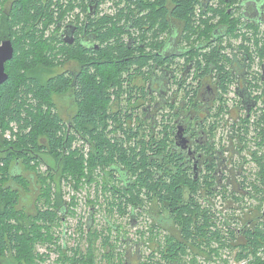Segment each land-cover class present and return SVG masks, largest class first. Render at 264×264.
<instances>
[{"label": "trees", "instance_id": "trees-1", "mask_svg": "<svg viewBox=\"0 0 264 264\" xmlns=\"http://www.w3.org/2000/svg\"><path fill=\"white\" fill-rule=\"evenodd\" d=\"M199 1L131 0L123 8L126 1L120 0L118 17L98 18L94 15L103 0H0L8 4V13L2 10L0 14V42L8 38L16 46L13 58L7 62L8 79L0 85V264H38L39 259H45L37 245L53 241V230L65 224L67 213L73 212L77 196L72 195V186L80 193L85 184L95 186L98 204L106 202L108 211L122 215L138 212L153 221L148 230L149 238L156 241L153 256L156 251L161 255L156 264H163L161 259L169 264H205L198 260V254L214 260L227 247L235 246L239 248L236 260L264 264V152L260 155L264 139L260 138V121L257 125V121L244 118L236 131L246 134L250 122L255 126L249 162L245 159L250 168L243 169L240 181H229L231 177L225 175L221 182L209 161L200 174V169L194 171L186 158L181 165V158L170 148L174 144L175 116L163 111L161 124L157 126L155 120L147 126L149 121L133 112L131 106L134 92L139 93V89L126 87L132 79L123 77L132 68L142 72L150 62L153 70L155 64L166 63L169 70L175 63L183 65V71L192 68L189 60L200 52L196 53V42H208L215 26L220 31L230 21L221 9L217 25L206 23L194 28ZM75 7H81L87 18L81 19L73 11ZM67 14L75 16L71 21L77 28L73 43L66 42L59 33ZM132 25L140 29L139 36L145 37L151 56L141 44L128 41ZM52 26L57 29L54 40L60 46L40 41ZM165 30H169L170 37L164 50L174 45L172 53L166 51L172 54L168 56L157 52L163 42L156 38ZM185 30L187 34L183 35ZM81 33L87 35V44L82 42ZM96 41H101L100 48ZM184 41L187 45L182 44ZM188 45L192 48L187 50ZM180 49L182 54L178 55ZM256 49L259 55L260 46ZM150 57L154 61H149ZM179 57H185V62ZM199 60L203 63H198L197 68L208 73L210 66L219 62L220 70L225 71L228 58L217 47ZM70 62L76 67L65 72L57 70L59 65ZM42 69L53 75L43 80ZM174 83L175 90H179L173 94L176 98L191 96L186 81L176 79ZM54 95H69L74 111L68 119L60 113ZM126 95L128 101L124 102ZM169 100L171 110L175 109ZM8 131L10 137L6 135ZM45 155L57 164L53 165ZM237 167L238 164L236 170ZM104 173L109 176L105 178ZM68 185L72 203L67 202L64 192ZM248 198H260L263 209L259 204L251 205L244 210L246 214L233 215V203L245 209L243 203ZM218 204H224L225 211ZM30 205L34 213L26 209ZM253 212L254 217L243 225L234 223H243V218ZM93 221L91 217L87 222L89 235L102 234L103 230H91ZM139 232L147 234L145 229ZM163 232L164 243L160 238ZM239 237L242 240L234 243ZM58 250L65 258L64 248L59 245Z\"/></svg>", "mask_w": 264, "mask_h": 264}, {"label": "flooded vegetation", "instance_id": "flooded-vegetation-1", "mask_svg": "<svg viewBox=\"0 0 264 264\" xmlns=\"http://www.w3.org/2000/svg\"><path fill=\"white\" fill-rule=\"evenodd\" d=\"M124 1L126 3L123 5V8H126L129 5L128 2L131 0ZM6 5H3V10L8 13V6ZM221 9L227 13L230 21L224 24L220 31L218 30L219 27L215 26L208 42H196V53L199 50L200 52L195 58H190L189 65L192 68L183 71V65L175 63L172 65L173 68L169 70L166 68V63L165 66L164 64H155V69L153 70L151 68L153 63L150 62L145 66L146 68L142 71L143 73H137V69L132 68L130 70L131 73L123 74V77L126 79L130 78L129 80L132 79V84L130 82L131 85H128L127 82L126 87L131 86L136 90L138 87L139 89V93L136 90L134 92L131 106L133 112L140 116H145V119L149 121L147 126H150V123L155 120L158 126L160 123V114L163 111L167 114L170 113V116H175L176 128L172 132L174 144L170 148L181 158V165L184 163L183 159L186 158V160H190L194 165V171L197 168L200 169V174L206 170L205 164L209 161L214 167L213 174L220 176L221 182L225 181V175L231 177L228 179L229 181H240L243 169H246V164H248L245 159L249 162V146L252 144V137H249V132L251 131L246 129V134L245 132H236L235 134L227 136V138H221L216 136L215 124L219 120L222 121L223 127H225L226 121L222 117L224 113L226 115L236 113L240 121L243 120V116L250 118L257 113H264V0H200L196 4L193 17L194 24L192 22L193 27H204L206 23L209 25H217L221 19ZM0 14L2 13L0 12ZM182 27H184V24ZM182 27L181 32L183 30ZM128 30L131 32V37L128 38V41L131 40L134 45L141 44L142 47H145L146 51H150L148 53L151 56L152 49L150 46L146 47L145 37L142 35L139 36L141 33L140 29L132 25ZM81 34L82 42L87 44L89 42L87 35L84 33ZM185 34H187L186 30L183 31V35ZM169 37V30H165L156 38V41L163 42L159 45L160 49H156L159 55H172L169 53H172L171 51L174 50V45H167L166 50H164ZM6 39L8 38L3 39L0 43ZM150 39L153 42V36ZM257 43L260 46L259 55L256 49L258 47ZM182 44L187 45V42L184 41ZM97 45L100 48L99 44ZM159 46L156 47L158 48ZM13 47L15 51L16 46L13 45ZM217 47L228 58L225 69L227 75H224V70H220L221 62L217 65L213 63L208 73H205L196 66L200 62L203 63V60L197 61L198 59H203V54H209L212 50L217 49ZM190 48L192 47L188 45L187 50ZM166 51L170 52L167 53ZM178 53V55L182 54V50L180 49ZM187 56L190 55L188 54ZM178 59L181 62H185V57H179ZM8 61L5 63L6 72ZM149 61H154V59L150 57ZM200 68L202 67L200 66ZM69 70L71 68L63 69L62 72ZM195 72L197 74L194 75ZM190 74H193L194 77H190ZM176 79L187 82L188 89L192 91L191 101L189 100L190 95L187 97L183 95L182 98L181 96H177L176 98L173 95L176 91L179 92L178 88L175 90V86L173 85L176 84L174 83ZM143 88H145L144 93L141 92ZM169 98L172 104H175V109L173 110H171ZM127 101L128 96L124 102ZM172 112L173 114H171ZM67 114V117L71 115V113ZM251 125L252 123L248 124V126ZM14 126L12 123L11 127ZM239 127H241V123ZM180 130L182 136L178 138L177 142V133ZM241 135L244 136L243 139ZM260 138L262 140L264 139L263 119L260 121ZM236 164H238L237 170L235 169ZM234 172L236 173V177L234 176ZM219 187L221 185L217 186V188ZM104 199L102 195L101 200L104 201ZM104 205L105 203L103 202L102 207ZM125 215L129 216L131 224L136 223L135 226L141 224L142 220H144L143 216L138 214V212L131 211ZM146 215L148 214L146 213ZM109 221L106 226H109ZM94 223L95 221H93ZM93 227L94 225L91 226V230H93ZM102 230L104 232L100 235H89V228H87V232L85 231L84 234L80 235V238L85 236L86 246L84 249H82V242L78 241L75 243L77 239L71 238L72 245L69 246L65 238L66 234L62 237L55 234L54 238L58 237V240L53 238V241L44 243L46 249L42 253L45 254V259H39L38 264H45L49 260L48 263L55 261V264H63L64 262L65 264L157 263L156 261L159 258L153 256L155 246L151 244V247H153L151 248L152 251L146 256L142 250L144 245L147 246L149 244L151 240L149 238L150 235L143 234L138 230L140 235H137L136 239H132V237H126L124 234L113 235L107 229ZM140 231H143V228ZM122 242L126 243L124 247H122ZM59 245L64 248L63 252L67 254L63 258L64 260L61 258L62 250H58ZM51 247L53 248L51 249ZM98 247H101L102 250L100 251L99 249L98 251ZM38 251L40 252V250ZM52 254H55L57 257L53 261L50 259ZM156 254L161 256L158 251L155 252ZM144 256L146 260L143 259ZM161 260L163 264H169L165 259ZM241 263L244 264V262Z\"/></svg>", "mask_w": 264, "mask_h": 264}, {"label": "rangeland", "instance_id": "rangeland-1", "mask_svg": "<svg viewBox=\"0 0 264 264\" xmlns=\"http://www.w3.org/2000/svg\"><path fill=\"white\" fill-rule=\"evenodd\" d=\"M119 4H120V0H103V2L101 3V7H100L99 12L96 15H94V16H97L99 18V17L105 16V15H109L111 17H115L116 18V17H118V14H119ZM0 5H1L0 12H1L3 10V5L4 4L0 3ZM6 6H8V4ZM73 11L75 13H77L79 15V17H81V19H86L87 18V13H85L81 7H75V9ZM71 19H74V17H71L70 19L67 18L66 21H68V20L73 21ZM50 29H51V31H49L48 33L44 34L43 36L41 35V40L40 41H53L52 43H53L54 46L55 45L56 46H60L59 41L58 40H54V33L57 32V29H53V26ZM61 32H62V30L60 29L59 33L61 34ZM95 44H96V46H98L97 44L101 45V41H96ZM50 53L51 52L49 51L48 54L50 55ZM58 56L60 57L61 55H58ZM76 65L77 64L74 63V62H70V63H68V64H66L64 66L59 65L57 70L63 71V69H66V68H75ZM52 75H53V73L50 70H45V69L41 70V76H42L43 80H47ZM68 96L69 95H66L64 97L56 96V95L53 96V99L58 104L60 113L63 115L64 118L66 117L67 119H68V117H67L68 114L67 113L70 114V113H73V111H74V108H72L71 101H70ZM222 117L224 118V121H226V125H225V127H223L222 121L218 120V123L215 124L216 125L215 126L216 134H217L216 136H219L221 138H227V136L236 133V131L239 129V124H240L241 121L239 120V116L236 113L223 115ZM244 118H246V117L243 116V119ZM246 119L248 121L251 119V122L257 121V125H258L259 124L258 121H261V119H263V121H264V113L260 112V113H257L255 115H252L250 118H246ZM247 129H248V131H251V132H249V137H252L255 134V132L253 131L255 129V126L254 125L248 126ZM216 139H217V137H216ZM263 152H264V150L262 149L260 151V155ZM45 157L50 159V157L48 155H45ZM48 161H50L53 165L57 164L53 160V158H51ZM42 167L45 168V165L42 166ZM246 168L248 170L250 168V165L246 164ZM252 169H254V166H253ZM27 172L29 173V171H27ZM250 173H252V172H250ZM108 176L109 175L106 174L105 178H107ZM249 176L253 178L252 175H249ZM68 180L71 181L72 184L74 183L72 176H69ZM70 188L71 187H69V185L68 186H64V192H65V195H66L67 202L72 203L71 202L72 195H76L78 197V198L76 197L75 204L72 205V209L71 210L73 212L67 213V215L65 217V224L60 225V226L56 227L53 230L54 234L60 235L61 237L66 234L65 238L67 239V244L69 246L72 245L71 244V242H72L71 238H73V239H77V241H75V243H77L78 241L82 242V244H83V248L82 249L85 248V246H86L85 236L80 238L81 231L79 230V225L82 223L81 225H82L83 230L87 231V228H88L87 222L91 219V217L95 221V223L93 224L94 225L93 230H96V229L102 230V229H106L107 228V231H110L112 229L111 230V234H113V235H118V234L123 235L124 234V235H126V237H132V239H136L137 235L138 236L140 235L138 230H141L143 228V229L146 230L147 234L150 235L149 230H148V226L151 223H153L152 220L144 218V220H142L141 224L135 226L136 223H134V224L130 223V219H129L128 215H122L121 213H119L117 211H115L113 213L108 211V209L106 208V205H104V207H102L100 204H98V202H97L98 199H97L95 191H94L95 186H93V185L89 186V184H85V185L82 186V190L80 191V193H77L75 188L72 186V190H70V191H72L74 193V194H72V192H70L72 195L68 192V190ZM33 191H35V190H33ZM31 198H33V199L35 198V194L33 192L31 193ZM258 204H259V206H261L260 198L259 199L258 198H252V199L248 198V199L244 200V203H243V205H245V209H240L238 203H233V205H232L230 210L233 211V215L237 216L236 213H238V215L246 214L244 212V210L248 211V209H249V207L251 205L256 206ZM218 205L222 206L220 208L221 211H225V207L226 206L224 204H222V205L218 204ZM263 205H264V203H263ZM26 209H28V212H30V213H34L35 212L32 205L26 207ZM262 209H263V207H262ZM229 212L231 213V211H229ZM255 213L256 212H253L251 215H246L243 218V223H241V224L238 223V222H234V223H236L239 226H241V225L244 224V222L247 219L253 218ZM233 215H232V218L234 217ZM241 216H243V215H241ZM233 219H235V218H233ZM108 220H110L109 221V226H106ZM160 238L163 239V243H164V232H163V234L161 235ZM241 240H242V237H239L236 241H234V243L235 242H239ZM125 244H126L125 242L124 243L122 242V247H124ZM151 244L153 246H156L155 240H154V242H152V240H150L149 244L147 246L144 245L142 247V250H143V253H144L145 256L150 251H152L151 248H153V247H151L152 246ZM213 244L217 245V242H213ZM45 249L46 248H45L44 244H38L37 245V250L43 251ZM99 249H100V251L102 250L101 247H98V251H99ZM226 249H227V251L224 252V250H223L222 251L223 253L217 259L215 258L214 260H208L206 258V255L198 254V260L201 263H205V264H225V260L227 259L228 264H242L240 261L236 260V258H235L237 250L239 249L238 247L235 246L232 249H231V247H227ZM57 253L59 254V252H57ZM69 253H71V252H69ZM145 256L143 257L144 260H146ZM156 256L158 258L160 257L158 254ZM56 258L57 257L55 256V254H52V257L50 259L53 261ZM48 262L45 263V264H55V261L51 262V263H48Z\"/></svg>", "mask_w": 264, "mask_h": 264}, {"label": "water", "instance_id": "water-1", "mask_svg": "<svg viewBox=\"0 0 264 264\" xmlns=\"http://www.w3.org/2000/svg\"><path fill=\"white\" fill-rule=\"evenodd\" d=\"M75 25H69L62 33V37L68 43H73L75 40L74 33L76 30ZM14 55V47L12 40L6 39L2 43H0V85L4 83L8 79V74L5 70L6 61L13 58ZM177 142L178 138H181V130L177 133ZM180 143V142H179Z\"/></svg>", "mask_w": 264, "mask_h": 264}, {"label": "built area", "instance_id": "built-area-1", "mask_svg": "<svg viewBox=\"0 0 264 264\" xmlns=\"http://www.w3.org/2000/svg\"><path fill=\"white\" fill-rule=\"evenodd\" d=\"M76 14H77V13H76ZM67 17H68V19H70L71 17H74V18H75V16H74L73 14H71V15L68 14ZM71 20H72V19H71ZM69 25H75V26H76V24H75L74 22H71L70 20H68V21H66V23H64V26H62L61 30H62V29L65 30ZM64 30H63V31H64ZM63 31L61 32V35H62ZM6 135H7V137H10V131H8Z\"/></svg>", "mask_w": 264, "mask_h": 264}, {"label": "bare ground", "instance_id": "bare-ground-1", "mask_svg": "<svg viewBox=\"0 0 264 264\" xmlns=\"http://www.w3.org/2000/svg\"><path fill=\"white\" fill-rule=\"evenodd\" d=\"M200 19V18H199Z\"/></svg>", "mask_w": 264, "mask_h": 264}]
</instances>
